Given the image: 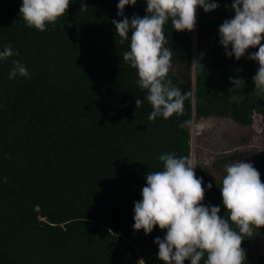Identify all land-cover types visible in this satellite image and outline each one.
<instances>
[{"label":"trees","instance_id":"16d2710c","mask_svg":"<svg viewBox=\"0 0 264 264\" xmlns=\"http://www.w3.org/2000/svg\"><path fill=\"white\" fill-rule=\"evenodd\" d=\"M21 1L0 0V51L11 44L18 53L0 61V264H163L155 240L166 230L137 232L134 204L146 174L162 170L160 155L191 158V127L178 125L228 118L250 127L256 115L264 124V90L253 82L259 64L248 58L258 50L237 61L220 43L219 26L235 15L232 0H216L212 12L197 9L195 40L193 30L165 23L172 52L166 79L190 95L183 115L155 121L137 71L123 62L131 32L121 43L112 24L121 19L119 0H84V12L81 0H71L45 31L26 25ZM146 7L137 0L124 15L144 17ZM14 60L29 77L9 79ZM193 66L194 89L179 76ZM230 78L245 83L231 92ZM136 99L143 101L138 108ZM253 166L264 182V151L254 153ZM194 167L204 206H219L226 218L222 179L211 181L199 160ZM242 248L245 264H264L247 235Z\"/></svg>","mask_w":264,"mask_h":264},{"label":"clouds","instance_id":"9594fccd","mask_svg":"<svg viewBox=\"0 0 264 264\" xmlns=\"http://www.w3.org/2000/svg\"><path fill=\"white\" fill-rule=\"evenodd\" d=\"M71 0H23L20 8L29 28L45 31L47 24H55L70 6ZM137 0H119V21L113 20L121 43L129 40L130 50L123 52V62L135 69L137 84L146 90L144 99L151 105L150 121L158 117L165 120L183 115L185 100L190 93L174 86L166 79L172 67V52L165 47L164 25L171 19L175 31H192L196 25L198 8L215 11L216 0H144L147 15H124L126 6H135ZM81 0V12L87 11ZM234 18L219 26L220 43L226 55L239 61L250 48L258 51L249 59L258 62L259 68L253 77L256 90H264V0H232ZM229 48L231 50H229ZM14 53L8 44L0 51V61ZM29 77L25 65L14 60L9 79ZM234 85L229 91L240 88L245 81L230 78ZM143 101L136 99L137 108ZM186 120L180 128L192 127ZM163 168L146 174V186L142 200L134 204V229L151 234L158 226L166 230L163 239L157 237L158 259L163 264H245L246 253L242 248L244 236H251L253 229H264V182L259 171L248 162L235 160L226 165V175L221 182V195L226 218L220 215L219 206H204L203 179L197 178L193 160L166 153L158 157ZM211 190L212 184H208ZM235 226V228L233 227ZM238 229V231H237ZM138 264H146L140 259Z\"/></svg>","mask_w":264,"mask_h":264},{"label":"rangeland","instance_id":"374dc122","mask_svg":"<svg viewBox=\"0 0 264 264\" xmlns=\"http://www.w3.org/2000/svg\"><path fill=\"white\" fill-rule=\"evenodd\" d=\"M23 0L21 1L22 7ZM258 50V48H255ZM191 159L199 160L211 181L226 175V165L241 160L253 165V155L264 151V124L256 115L250 127H242L228 118L194 121L191 127ZM223 159L226 162L223 163ZM250 245L258 255L264 254V234L253 229Z\"/></svg>","mask_w":264,"mask_h":264},{"label":"water","instance_id":"95a60500","mask_svg":"<svg viewBox=\"0 0 264 264\" xmlns=\"http://www.w3.org/2000/svg\"><path fill=\"white\" fill-rule=\"evenodd\" d=\"M196 18H197V13H196ZM193 34H194V40L196 37V25L195 28L193 30ZM181 77V79L184 81V84L192 87L194 89V84H195V67L193 66L192 69H188L187 70V74L185 75H179ZM194 122V120H193Z\"/></svg>","mask_w":264,"mask_h":264}]
</instances>
